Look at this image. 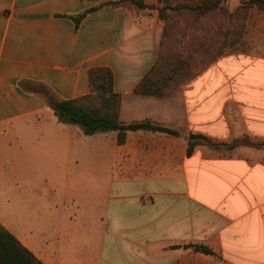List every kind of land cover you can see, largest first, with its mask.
I'll return each mask as SVG.
<instances>
[{
    "label": "crops",
    "instance_id": "0c3cea01",
    "mask_svg": "<svg viewBox=\"0 0 264 264\" xmlns=\"http://www.w3.org/2000/svg\"><path fill=\"white\" fill-rule=\"evenodd\" d=\"M245 21L243 44L253 50L223 55L156 96L136 89L161 51L157 9L0 0V225L44 264H264V158L206 144L188 155L192 134L264 140V16L251 11ZM94 68L112 71L122 124L179 136H88L34 90L39 83L59 100L86 97Z\"/></svg>",
    "mask_w": 264,
    "mask_h": 264
},
{
    "label": "trees",
    "instance_id": "16d2710c",
    "mask_svg": "<svg viewBox=\"0 0 264 264\" xmlns=\"http://www.w3.org/2000/svg\"><path fill=\"white\" fill-rule=\"evenodd\" d=\"M130 1L139 8H149L158 10V18L165 25L164 37L170 34L169 28L172 20L179 19L190 21L192 27L201 29L203 40L195 38L194 33H188L187 49L176 48V45L161 44V51L156 64L143 78L137 87V92L148 95L164 96L177 89L190 79L199 75L213 61L224 53L223 48L217 47L212 52L210 47L215 43L209 40L208 19L213 13L223 9L224 0H190L172 3L171 0H158L159 6L147 5L143 0H125ZM257 7L264 14V0H242L237 14L240 10L247 12L249 9ZM242 15V14H241ZM247 15V14H245ZM244 15V16H245ZM84 15L79 16L76 21L79 23ZM230 20L235 15L229 14ZM243 17V16H242ZM203 20V25L200 22ZM207 21V22H205ZM189 25V23H188ZM216 35H214L215 38ZM213 39V35L210 36ZM195 40V42H194ZM198 41V42H196ZM196 46L194 49L192 46ZM209 57V62L203 65L195 64V60L201 53ZM217 52H220L217 54ZM196 54V55H195ZM89 81L91 92L88 96L74 100H59L53 92L43 84H34V90L43 94L49 106L58 113L59 120L64 123L79 124L82 126L85 135H93L103 131H117L118 142L123 143L126 138V132L129 130L147 129L156 132H163L179 136L177 131L169 128L153 126L147 123L124 125L119 120L120 98L113 91V73L108 68H94L89 72ZM206 144L216 148L232 149L239 145H246L254 148L264 149V143H250L248 141L225 143L214 141L206 136L192 134L189 141L188 155H191L198 145ZM196 252L212 255L214 252L198 244L187 245ZM0 264H44L39 260L19 239L7 228L0 225Z\"/></svg>",
    "mask_w": 264,
    "mask_h": 264
},
{
    "label": "rangeland",
    "instance_id": "374dc122",
    "mask_svg": "<svg viewBox=\"0 0 264 264\" xmlns=\"http://www.w3.org/2000/svg\"><path fill=\"white\" fill-rule=\"evenodd\" d=\"M179 1L181 2V1H190V0H171L172 3H177ZM241 2L242 0H224L222 7L223 9L226 10V12L222 10L216 11L215 13H213V16L207 20L209 23L208 24L209 25L208 35L209 36L207 37L209 38L210 41L214 40L216 44L217 42H219L218 47L223 48V51H224V53L221 54V56L230 54L233 51L240 49V48L243 51L253 50L252 46L251 47L249 46V43L245 42L246 44L245 45L243 44V39L246 34L245 31H247V27L245 28V24H246L245 17L247 15L245 14H250L251 11H258L263 16L264 14L260 12L257 7H253L249 9L247 12H245V10H240L242 15L237 14L236 11L239 10ZM158 6H159V3H158ZM229 14L235 15L234 19L230 20V23H229V19H230ZM187 22L189 23V25L182 19H179L177 21L172 20L171 22H169L170 23V28H169L170 34L168 35V37H164V32H163L162 43L164 42V46L165 44L168 46L176 45V48L187 49V45H188V41H187L188 35L187 34L188 33H194L195 38L196 37L199 38L200 42L203 40L201 29H198L196 26L192 27L190 24L191 22L188 20ZM200 25H203V20L200 22ZM163 26L165 30V25L163 24ZM212 35H213V39H210V36ZM214 35H216L215 38H214ZM215 45H212V46H215ZM195 47H196L195 45L192 46L193 49ZM216 48L217 46L212 47L210 49L212 52H214V51H217ZM219 53L220 52H217V54ZM195 57H197L195 60L197 69H199V65L206 64L210 60L209 57L205 53H202V51L199 54V56L196 55ZM239 132H242V131L240 130ZM243 141H248L250 143H257V142L264 143V140L251 137L245 133H242L241 135H239L238 138L234 139L232 142H243ZM228 150L229 149H226V148L221 149L220 154L247 157L251 160H261L262 158H264V149H261V148L257 149V148L249 147L246 145H239L238 147H235L234 149L232 148L229 151ZM7 183H8V179H7ZM3 191H5V187L3 184H1L0 193ZM7 199H9V196L7 197Z\"/></svg>",
    "mask_w": 264,
    "mask_h": 264
}]
</instances>
